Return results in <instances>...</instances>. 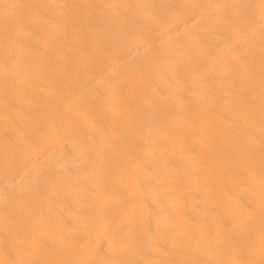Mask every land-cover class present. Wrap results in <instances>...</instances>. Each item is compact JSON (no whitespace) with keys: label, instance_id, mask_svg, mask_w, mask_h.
Listing matches in <instances>:
<instances>
[{"label":"bare ground","instance_id":"6f19581e","mask_svg":"<svg viewBox=\"0 0 264 264\" xmlns=\"http://www.w3.org/2000/svg\"><path fill=\"white\" fill-rule=\"evenodd\" d=\"M0 264H264V0H0Z\"/></svg>","mask_w":264,"mask_h":264}]
</instances>
